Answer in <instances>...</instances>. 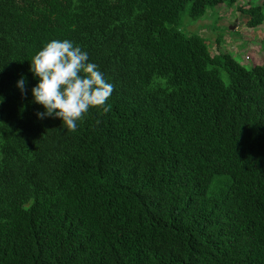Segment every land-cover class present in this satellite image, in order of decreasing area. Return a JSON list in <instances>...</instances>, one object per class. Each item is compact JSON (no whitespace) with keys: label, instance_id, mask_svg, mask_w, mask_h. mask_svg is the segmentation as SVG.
Wrapping results in <instances>:
<instances>
[{"label":"trees","instance_id":"obj_1","mask_svg":"<svg viewBox=\"0 0 264 264\" xmlns=\"http://www.w3.org/2000/svg\"><path fill=\"white\" fill-rule=\"evenodd\" d=\"M238 1L0 0V264H264V61L182 20ZM64 38L114 86L75 132L28 71Z\"/></svg>","mask_w":264,"mask_h":264},{"label":"clouds","instance_id":"obj_2","mask_svg":"<svg viewBox=\"0 0 264 264\" xmlns=\"http://www.w3.org/2000/svg\"><path fill=\"white\" fill-rule=\"evenodd\" d=\"M3 68H0L2 70ZM28 71L36 83L31 87L34 102L43 106L38 118L56 117L71 132L93 107L108 112L114 86L108 82L89 53L71 39H52L30 59ZM26 77L21 74L16 85L25 94ZM4 97L0 95V102Z\"/></svg>","mask_w":264,"mask_h":264},{"label":"rangeland","instance_id":"obj_3","mask_svg":"<svg viewBox=\"0 0 264 264\" xmlns=\"http://www.w3.org/2000/svg\"><path fill=\"white\" fill-rule=\"evenodd\" d=\"M250 1V2H249ZM262 0H240L232 6L217 5L208 9L206 15L193 20L187 14L183 16V27L189 32H199L213 47L216 38H222L223 51L233 57L248 69L264 61V22L258 27L248 23L237 6L258 5ZM216 49V47H214Z\"/></svg>","mask_w":264,"mask_h":264}]
</instances>
